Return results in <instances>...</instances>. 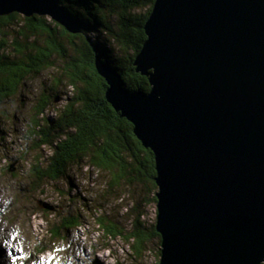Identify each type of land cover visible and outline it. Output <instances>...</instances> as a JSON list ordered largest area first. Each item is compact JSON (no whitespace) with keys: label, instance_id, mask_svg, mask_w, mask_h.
Returning <instances> with one entry per match:
<instances>
[{"label":"water","instance_id":"obj_1","mask_svg":"<svg viewBox=\"0 0 264 264\" xmlns=\"http://www.w3.org/2000/svg\"><path fill=\"white\" fill-rule=\"evenodd\" d=\"M11 13L81 32L60 0H0ZM143 29L147 92L94 65L154 155L159 264H263L264 0H154Z\"/></svg>","mask_w":264,"mask_h":264},{"label":"trees","instance_id":"obj_2","mask_svg":"<svg viewBox=\"0 0 264 264\" xmlns=\"http://www.w3.org/2000/svg\"><path fill=\"white\" fill-rule=\"evenodd\" d=\"M60 3L78 20L80 33H70L46 16H0V106L17 93L25 79L54 68L53 58L61 60L62 78L74 92L55 118L44 113L56 96L44 94L34 104L25 137L33 141L32 149L45 146L50 154L45 165L39 158L30 165L31 178L34 182L57 180L71 165L83 162L107 174L109 189L141 187L146 194L138 189L141 198L149 195L156 201L153 152L135 136L133 125L108 103L105 80L94 65L97 54L120 73L124 88L149 90L147 77L135 71L133 60L146 38L143 26L154 0ZM61 82L54 79V86ZM96 222L103 236L128 241L136 257L150 236L160 241L155 225L148 232L140 215L134 217L129 231L105 215L98 216ZM63 224L68 229L79 222L68 216Z\"/></svg>","mask_w":264,"mask_h":264},{"label":"rangeland","instance_id":"obj_3","mask_svg":"<svg viewBox=\"0 0 264 264\" xmlns=\"http://www.w3.org/2000/svg\"><path fill=\"white\" fill-rule=\"evenodd\" d=\"M53 61L54 68L25 79L0 106V264H159L157 237L150 236L136 257L128 241L103 236L96 222L105 215L129 231L140 215L150 232L157 207L151 196L145 199L143 188L109 189L107 174L83 162L57 180L31 178L30 165L36 158L45 165L50 154L45 146L32 149L33 141L25 137L34 104L53 94L44 116L55 118L74 93L62 78L61 60ZM54 79H61L58 87ZM68 216L79 225L63 228Z\"/></svg>","mask_w":264,"mask_h":264}]
</instances>
